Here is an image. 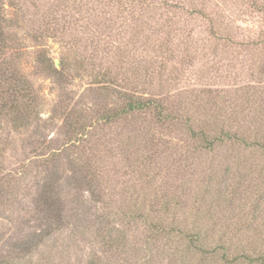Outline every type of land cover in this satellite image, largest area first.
Masks as SVG:
<instances>
[{
  "label": "rangeland",
  "instance_id": "obj_1",
  "mask_svg": "<svg viewBox=\"0 0 264 264\" xmlns=\"http://www.w3.org/2000/svg\"><path fill=\"white\" fill-rule=\"evenodd\" d=\"M19 1L20 20L8 4L6 16L20 26L21 69L42 97L43 127L3 160L0 264H264V148L216 140L224 131L264 144V0L136 5L123 13L139 23L123 43L104 24L111 7L96 0ZM45 25L56 35L39 37ZM115 48L132 53L118 58ZM44 51L57 67L63 56L112 67L123 87L165 99L179 120L88 118L69 133L63 115H93L94 78L57 82L39 67ZM187 121L209 132V146ZM50 179L59 222L42 205Z\"/></svg>",
  "mask_w": 264,
  "mask_h": 264
},
{
  "label": "trees",
  "instance_id": "obj_2",
  "mask_svg": "<svg viewBox=\"0 0 264 264\" xmlns=\"http://www.w3.org/2000/svg\"><path fill=\"white\" fill-rule=\"evenodd\" d=\"M82 1L83 0H72L73 6H81ZM96 1L103 3L104 6L108 5V8L111 7V9L106 12L104 24L110 30L114 27L116 28L112 30L116 31V43H123L125 40H121L126 38L125 36L135 34L133 32H129L128 28H130V25L132 26L137 24L138 21L135 17L127 19L125 14L132 16L131 11L137 8L135 7L136 5L147 7V5L151 6L159 3L166 6L180 7V5L186 3V0ZM7 4L8 7L14 8L13 14L16 16L17 20H20L19 17L23 13V7L19 0H0V199L1 195L5 191V186L1 183L2 179L5 178L3 177L5 170L3 160L5 155L16 152L18 142H20L22 149L26 145H32V143L35 144L36 139L41 136V129L43 127L41 124L43 114L42 107L44 105L42 97L36 90L34 84L21 69L22 56L20 55L21 49L19 48L21 45V39L19 37L20 33L17 30L20 26L16 27L18 21L12 23L11 18L6 16ZM261 8L264 12V7ZM115 15L116 18L114 20ZM89 27L90 26L88 25V30ZM50 28V25H45L44 30H39L37 35L39 34V37L42 38L45 34H54L56 29L51 30ZM25 31L29 33L27 29ZM41 31L42 33H40ZM92 34L93 32L89 33L90 36H92ZM130 39L131 37L129 36L128 42H130ZM95 41L96 40H91L93 48L96 44ZM126 46L128 47V43H126ZM112 53L113 55H118V58L121 54L128 57L130 53H132V50L131 48H117V50L112 51ZM126 57L123 56L122 58ZM82 59L74 62L73 64L70 62L69 56H63L61 58L60 67H57L56 63L49 57L47 51L40 52L38 55V63L40 64L39 67L42 72L44 74H48L57 82H65V84H67L65 80L70 79L69 74L71 73L74 75V78L77 76L85 77L86 75L94 78V87L92 88L94 90L92 91L91 89V91L92 102L95 107L92 114L95 119H93V115L89 117L80 111L78 113L76 110L73 113L70 112L63 115L66 120H71V123H69V133L76 135L85 131L86 120H88V118L92 121H105V123L109 124L115 123L119 120H126L136 114L151 112L154 115V118L159 122L165 123V121L168 119L170 120V118L179 120L176 115L173 116L171 110L169 111L171 108L168 107L165 99H162L159 96H145L143 93H139L134 89H127L122 86L123 81L118 78L120 73H113L112 67H108L105 69V72H102V70H99L97 63H94L93 60L90 63L86 62V58ZM86 67H92L88 74ZM93 71H96V73L90 74V72ZM71 80L73 79L71 78ZM110 100H112V102ZM73 114H75L74 120L72 118L70 119ZM187 122L186 127L191 134L194 135L198 141H205L209 146L210 144L206 141L209 132H205L203 130L197 132L193 128V124L191 125L189 124V121ZM24 137H27L28 139H24ZM216 140L218 142L232 140L248 147L264 148V144L260 143L258 139L250 141L246 138V136L231 135L229 132L224 131H221V134ZM200 148L204 149L203 146H200ZM42 149L43 147H41V150ZM49 176L51 177V175ZM60 196L56 181L53 182L50 179L48 186L45 187V191L42 193V205L45 208V213L50 221H53L56 218L59 222L63 217ZM53 214H55V217H51ZM194 236L197 238L196 241L201 240L203 237L206 239V242L209 239L207 235L195 234ZM262 256V260L264 261V254ZM249 260L252 259L249 258Z\"/></svg>",
  "mask_w": 264,
  "mask_h": 264
}]
</instances>
